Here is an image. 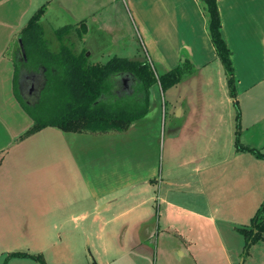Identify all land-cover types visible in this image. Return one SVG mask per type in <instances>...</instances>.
<instances>
[{"label": "crops", "instance_id": "obj_1", "mask_svg": "<svg viewBox=\"0 0 264 264\" xmlns=\"http://www.w3.org/2000/svg\"><path fill=\"white\" fill-rule=\"evenodd\" d=\"M217 1L232 51L240 141L250 147L242 142L243 107L264 101V0ZM43 7L41 21L56 30L85 24L92 62L144 56L158 76L186 64L195 72L165 92L155 86L148 115L126 132L47 127L23 138L34 120L18 95L19 37ZM208 23L200 0H0V249L41 251L53 231L56 256L66 262L74 256L70 233L83 229L95 238L96 264L247 263L240 230L264 203V175H254L264 158H243L250 152L236 146V107ZM155 89L169 97L164 106ZM168 104V140L159 151ZM257 122L264 138V114ZM242 162L243 180L226 191L222 176ZM110 175L119 181L114 187Z\"/></svg>", "mask_w": 264, "mask_h": 264}, {"label": "trees", "instance_id": "obj_2", "mask_svg": "<svg viewBox=\"0 0 264 264\" xmlns=\"http://www.w3.org/2000/svg\"><path fill=\"white\" fill-rule=\"evenodd\" d=\"M200 1L208 15V31L224 66L230 96L238 112L236 146L239 151L250 152L263 159L262 153L244 146L240 141L241 112L236 76L232 51L221 31L218 1ZM44 13L45 7L38 10L21 34L26 57L21 51V61L17 63L18 95L34 120V125L23 138L47 127L73 133L126 132L148 115L155 86L160 85L165 92L195 72L191 65L186 64L158 76L153 65L146 60L115 57L106 64L92 62L86 56V50L76 52L74 47L63 42V36L76 26L57 30L61 46L58 51H53L40 26ZM81 28L85 35L87 28L84 23ZM123 78L134 80L132 93H118V84ZM33 84L35 94L29 91ZM240 232L246 240L243 255L247 256L252 246L264 242V203L254 216L251 228L241 229ZM9 258H32L45 264L42 256L28 253H12Z\"/></svg>", "mask_w": 264, "mask_h": 264}, {"label": "rangeland", "instance_id": "obj_3", "mask_svg": "<svg viewBox=\"0 0 264 264\" xmlns=\"http://www.w3.org/2000/svg\"><path fill=\"white\" fill-rule=\"evenodd\" d=\"M40 26L45 34V38L47 42L52 47V50L54 49L55 51H58L60 49L61 42L59 41L60 39L57 35V30L55 28H52L50 24H48V21L45 19L41 21ZM63 38H64V41H63L64 44L74 47L73 49H75L76 52H80L81 50L84 49V46H83L84 34H83V29L81 28V26L80 27L77 26V28L72 29L69 33L65 34ZM19 40H21V35L19 37ZM88 53L89 51L87 52V54ZM142 58H144V56ZM142 58L139 57L137 60L142 61L146 59V61H149L153 65L150 59L146 57L144 59ZM156 91L157 90L155 89V92ZM157 92H158V97L160 98V101L164 106V103L166 104V102L169 100V97L167 96V94L166 95L162 94L160 90ZM244 105H245V102L243 101V106ZM166 109H167V112L169 113V109H170L169 104L168 106L165 105V113H164L165 120L160 124V132L158 136V146L160 149L159 151L166 150V145H167V140H168L167 138H168L169 130H168L167 123L169 120V115L166 114ZM244 111H245V123L244 124L242 123L243 124L242 125V132H243L242 142L252 148L255 147L257 151L264 154V138L262 137L263 135L261 133L262 128H261V124L257 122L259 116L260 115L263 116L264 114V101L253 103V106L249 105L246 108L243 107V112ZM240 112H241V109H240ZM236 113H238L237 110H236ZM247 118H249V120H247ZM242 156L243 158H246V159H253V162L255 160H258L257 159L258 157L251 153H244L242 154ZM245 163H246L245 166H248L250 162H248V160H245ZM258 163H260L258 172L254 173V175L257 177L256 181L260 180L259 173L264 175V161L259 159ZM241 165L243 167L244 162H242L238 166H234L233 173L226 174V175L224 174L222 176V182L224 181L226 183H229L228 185H230L226 188V191H228L229 188L231 191H233L234 187H237V186H233V184L231 185V183L243 180L244 174H243V171L240 169ZM129 176H130L129 171H126L125 175L122 178V181H124V179L127 180ZM98 178H99V182H101L100 172L98 173ZM91 179L94 183V179L93 178ZM113 181H114V177L110 175L108 178L110 187L116 186L117 185L116 183L119 182V181H116V182H113ZM255 201L256 200H254V202ZM258 208L260 209L261 205H258ZM254 214H256V212ZM249 228H251V226ZM65 237L67 236H63V238ZM58 240L59 239L55 237V233L53 231H50V233L49 232L47 233L46 241H44L42 244L41 251H38V252L29 251L28 249L33 248V245L31 244L28 246V249H26V247L24 248L16 247L12 251H6V249H0V264H42L38 260H35L32 258H9V256L12 253H28L30 255L42 256L45 261V264H96L95 262L96 256L94 255L95 254V250H94L95 238L94 236L90 237V235H87L83 229H80L78 231H72L70 233V241L72 242V248L70 249V251L74 253V256L72 257L71 260L68 259V255H67L66 262H60L58 260L57 258L58 256H56V252L54 251L55 245L58 242ZM89 242L91 245L89 244ZM251 255L252 257L249 258V256ZM263 255H264V245H262L261 243H258L252 246V248L249 250L248 255L246 256V262H247L246 264H262L264 261ZM92 256H95V258L93 259Z\"/></svg>", "mask_w": 264, "mask_h": 264}, {"label": "flooded vegetation", "instance_id": "obj_4", "mask_svg": "<svg viewBox=\"0 0 264 264\" xmlns=\"http://www.w3.org/2000/svg\"><path fill=\"white\" fill-rule=\"evenodd\" d=\"M131 82H132V80H129L127 78L121 79V82L118 84V93H122V92L124 93V91L132 93V91H131V84L132 83Z\"/></svg>", "mask_w": 264, "mask_h": 264}, {"label": "water", "instance_id": "obj_5", "mask_svg": "<svg viewBox=\"0 0 264 264\" xmlns=\"http://www.w3.org/2000/svg\"><path fill=\"white\" fill-rule=\"evenodd\" d=\"M19 42H20L22 54L24 57H26V51H25V48L23 47L22 40H20Z\"/></svg>", "mask_w": 264, "mask_h": 264}]
</instances>
